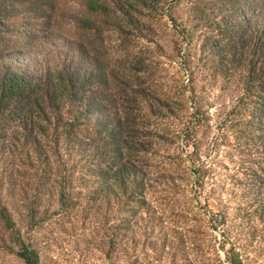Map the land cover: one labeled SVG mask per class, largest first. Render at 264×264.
<instances>
[{"label": "rangeland", "instance_id": "1", "mask_svg": "<svg viewBox=\"0 0 264 264\" xmlns=\"http://www.w3.org/2000/svg\"><path fill=\"white\" fill-rule=\"evenodd\" d=\"M101 4L0 0V20L24 32L0 65L38 76L76 57L105 107L134 108L139 93L145 152L123 163L140 181L114 180L122 159L95 109L76 126L63 111L37 144L1 121L0 264H28L25 248L35 264H264V120L242 99L262 68L245 19L264 28V0Z\"/></svg>", "mask_w": 264, "mask_h": 264}, {"label": "trees", "instance_id": "2", "mask_svg": "<svg viewBox=\"0 0 264 264\" xmlns=\"http://www.w3.org/2000/svg\"><path fill=\"white\" fill-rule=\"evenodd\" d=\"M101 3L102 0H84L86 13L102 14L104 7ZM12 8L13 10L16 9L14 6ZM7 17H12V15ZM247 20L246 17L247 29L245 34L250 35L252 46L256 44L255 52L261 57L262 63L260 65L262 68L258 75L255 76L254 72H251V75L247 77L243 86L242 99L253 107L257 115L261 116L259 119L264 120V28L261 27L256 31L251 26L252 23L247 22ZM9 35L10 39L8 40L6 38ZM22 35L24 32H21V28H11L6 22L0 20V45L4 44L0 47H3L8 55L12 56L19 49L18 43L23 37ZM253 36L259 39L255 42ZM15 37L17 41L14 40ZM76 61V57H68L63 61L65 65L48 69L46 74L38 76L37 74H30L17 62L6 64V69L0 65V122L9 119L14 120L18 123L23 134H34L32 144L34 142L37 144L38 135L45 132L42 125L46 124L51 127L56 118L61 119L63 111L70 114L71 123L67 124L76 126L79 124V119L90 117V113L96 110L98 120L96 126L99 128L100 134L103 135L105 146L112 147L113 159H118V161L122 159L121 163H123L126 154L133 155L135 152H145V147H139L136 140V129L134 128L137 121L136 117L144 110L142 96L139 93H134V99L131 102L134 108L122 104L114 111V107L113 109L108 106L105 107L102 98L98 95L93 97L90 89L88 90L91 95L87 96L86 89L89 87L92 78H95L93 76L94 71L88 75L84 67L85 63L80 59L78 64ZM77 105L82 109L78 107L75 113H71L70 109H76ZM121 165V168L120 166L117 167L113 176L114 180L120 181L121 187H128L130 184H136L140 181V177L133 168L128 167L129 165L125 163ZM20 256L28 264L38 262L37 254L27 248L21 252Z\"/></svg>", "mask_w": 264, "mask_h": 264}]
</instances>
